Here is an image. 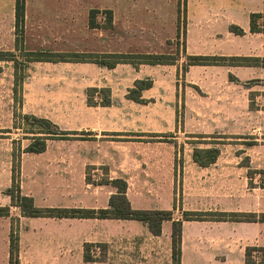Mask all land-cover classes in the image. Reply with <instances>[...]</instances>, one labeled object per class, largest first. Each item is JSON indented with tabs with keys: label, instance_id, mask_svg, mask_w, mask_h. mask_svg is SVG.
I'll list each match as a JSON object with an SVG mask.
<instances>
[{
	"label": "crops",
	"instance_id": "crops-1",
	"mask_svg": "<svg viewBox=\"0 0 264 264\" xmlns=\"http://www.w3.org/2000/svg\"><path fill=\"white\" fill-rule=\"evenodd\" d=\"M92 10L98 12L95 15L97 28L89 27V12ZM106 12H111L110 27L106 25ZM251 15H259L256 19L259 32L250 30ZM179 17L185 20L182 38L178 25ZM231 26L240 28L243 34L233 33ZM19 36L21 48L25 52L98 55H162L170 52L178 44L176 42L183 40L184 48L180 50V55L185 58L193 55L235 57L244 59V61L237 60L235 65H261L257 60L264 59V0H185V2L184 0H24V18ZM16 38L15 0H0V47L15 43ZM29 65H60L71 70L69 75L72 76L66 79L69 85L65 90L66 100L75 99L77 96L82 104L79 109L73 111L74 115L68 116L75 118V126L67 128V131H74L77 133L76 136L88 139L86 142H90L91 148V152H88L82 147L81 151L75 154L80 165L109 167V179L122 178L128 183L126 191L128 197L130 179L134 176L143 179V176L139 170L131 171L127 166H149L158 161L165 167L161 170V177L170 183L173 202L174 147L172 145L165 148L161 141L160 135L165 133V130H169L165 128L164 112L144 109L142 107L145 104L127 99L126 95L135 81L149 78L152 86L142 90L141 98L148 103L154 100H166L160 90L165 66L178 65V63L136 66L119 63L113 68L92 62L36 61ZM190 67L188 66L187 69ZM174 68L176 73L177 67ZM29 86L28 81L23 85L25 98ZM88 88H108L113 104L87 106L85 91ZM85 146L87 148V145ZM193 167L200 169L201 172L194 170ZM207 168L199 167L194 162L185 167L183 198L181 207L176 208L177 211L180 209L181 213L220 211L264 214V188L260 189L261 191L252 189L246 193L237 192L231 197L223 196L220 190L206 191V194L203 193L200 197H193L191 195L193 193L189 190L190 173L202 174V170ZM21 189V194L31 197L37 207L90 209L107 207V205L99 207L94 200H90L87 205L79 203L77 204L79 207L62 206L61 203L60 206H48L46 203L50 197L58 195L60 198L79 200L82 195L79 197L77 194L24 191L23 186ZM8 200L7 206L10 204L9 197ZM168 208L164 207L160 210ZM15 218L18 222L19 264H23L26 259L28 245H47L48 248L49 245L56 244L55 241L67 245L69 240L75 239L81 241L83 259L85 243L96 244L101 242V239L108 238V233H101L104 229L109 231L117 224H121V227L141 229L143 233H150L146 224L136 221L141 224L139 225L133 222L135 220L23 217L20 214ZM177 220L182 221L180 264L229 263V260L222 261L216 258L210 247L214 238H219V235L212 230L216 226H229L235 230L237 236L241 235L242 239L241 231L252 230V237L249 238L264 247V222L183 220L175 213L172 221ZM9 222L6 228L10 233L12 223ZM36 224H41L42 227L49 226V232L36 234ZM167 224L170 225V229H166ZM171 225V221H164L161 225V234L156 237L171 239ZM82 227L86 228V232H81ZM56 231L61 232L57 234ZM2 232L0 230V240L6 245L2 244V249L6 247L3 259L8 264L9 233L8 239L6 236L4 240ZM47 248L45 247L42 252L39 249V252L45 255L55 254V249ZM96 254L93 252V257H97ZM48 259L49 257L45 258ZM96 262L101 261L85 263ZM242 264L245 262L242 261Z\"/></svg>",
	"mask_w": 264,
	"mask_h": 264
},
{
	"label": "rangeland",
	"instance_id": "rangeland-1",
	"mask_svg": "<svg viewBox=\"0 0 264 264\" xmlns=\"http://www.w3.org/2000/svg\"><path fill=\"white\" fill-rule=\"evenodd\" d=\"M179 28L182 38V17ZM19 37L17 34L15 43L0 47V206L9 203L5 192L12 186V171L16 166L20 190L23 186L24 191L82 195L79 200L60 198L58 195L50 197L46 203L48 206H60L61 203L62 206L79 207L77 204L87 205L90 200H94L99 207L106 206L110 195L116 192L107 182L109 167L80 165L75 154L82 147L84 151L91 152L90 142L76 136L74 131H67V128L75 126V118L68 116L74 115L73 111L82 104L76 95L75 99L66 100L65 90L69 86L66 79L72 76L69 75L71 70L60 65H29L30 56L21 48ZM176 43L170 52L162 54L165 59L178 63L165 66L160 90L166 100L146 101L142 107L164 112L165 128L169 130L160 136L165 148L174 147V200L171 201L170 183L161 177V170L165 167L158 161L149 166H127L128 170H139L143 176V179L136 176L130 179L127 199L132 207L150 210L169 207L167 210L171 211L172 217L176 213L183 218L184 213L176 208L181 207L185 167L194 162L192 153L195 146L208 148L215 141L220 143V152L215 163L202 170V174L190 173L189 190L193 197H200L206 191L220 190L223 196L231 197L237 192L263 189L264 67L195 65L187 69V60L180 55L184 42ZM174 66L177 67L176 73ZM23 76V85L27 81L30 84L26 98L23 86L20 89ZM102 96V93H97L94 100L100 101ZM85 104L89 106L86 92ZM24 115L50 121L59 130L68 132L69 138L48 140L42 153L23 152L30 142L28 131L33 128ZM41 126L48 128L45 124ZM193 169L201 172L200 169ZM18 214L17 208H10L9 216H12L9 219V216L1 217L0 230L4 240L6 236L8 239L6 224L9 221L18 229L15 218ZM120 225L109 231L101 229V233L109 234L108 238L99 242L107 245L105 253L97 248L93 250L100 260L103 259L101 262L85 263L81 241L73 239L67 245L55 241L57 243L48 248L47 245H28L23 264H172L170 238L156 237L143 233L141 229ZM42 226L35 227L36 234L49 232V226ZM166 229H170L169 224ZM212 230L219 235L210 246L213 255L222 261L229 260L228 264H242L247 247H261L249 238L252 230L241 231L243 239L229 226H216ZM56 232L59 234L61 231ZM81 232H86V228L82 227ZM2 244L5 245L0 240V264H6L3 259L6 245L2 249ZM45 247L55 249V254L41 253ZM47 257L49 259L45 260ZM250 258L261 261L262 252H252Z\"/></svg>",
	"mask_w": 264,
	"mask_h": 264
},
{
	"label": "trees",
	"instance_id": "trees-1",
	"mask_svg": "<svg viewBox=\"0 0 264 264\" xmlns=\"http://www.w3.org/2000/svg\"><path fill=\"white\" fill-rule=\"evenodd\" d=\"M185 2V0H184ZM180 12V11H179ZM98 12L92 10L89 12V27L97 28L95 22V15ZM106 25L111 26V12H106ZM24 18V0H15V29L17 34L22 32ZM259 15H251L250 30L251 32H259L260 29L256 23ZM178 25L180 26V17ZM183 26L185 27V20L183 19ZM231 31L237 35L243 34L242 30L236 26L230 27ZM30 56L29 62L48 61V62H92L107 68H113L119 63H129L132 65L138 64H173L172 60L165 59L162 55H98V54H75V53H49V52H27ZM186 67L202 65V66H240L235 65L238 61L244 59H236L235 57L224 56H203L193 55L187 56ZM261 62L264 67V59L257 60ZM27 67V65H25ZM24 76L21 80L20 89L22 90ZM152 86L151 79H143L134 82V85L127 92V99L137 103H145L146 100L141 98V92L144 89ZM87 104L89 106H110L113 104L111 99V92L108 88H88ZM102 93L100 101L94 100V95ZM33 126L28 133L29 144L23 149L26 153H42L46 149V142L54 139H68V132L59 130L50 121L38 118L32 115H24ZM41 124L47 125L44 128ZM212 146L208 148L194 147L192 159L199 167H208L215 163L219 156L220 143L212 141ZM19 165V164H18ZM17 166L12 171V186L7 189L5 194L10 199L9 206H0V217H7L10 214V208L16 207L23 217H47V218H76V219H113V220H135L147 225L149 232L154 236L161 234V225L164 221H171V259L172 264H180L181 261V226L182 221H172V213L168 210H143L135 209L131 206L130 201L127 199V182L122 178L107 179V182L116 189V192L110 195L106 208L90 209V208H66V207H37L33 199L29 196L21 194L20 187L17 181L18 171ZM261 187V186H260ZM264 188V185H262ZM183 220H209V221H231V222H264V214H237L234 212H185ZM99 251L107 250V245L104 243H85L83 245V260L85 262L101 261L99 257H93L94 249ZM19 251V237L16 224L11 225L9 233V259L8 264H19L18 259ZM261 251L262 259L256 262L251 259L252 252ZM245 264H264V247H247L246 248ZM105 259V258H104Z\"/></svg>",
	"mask_w": 264,
	"mask_h": 264
}]
</instances>
